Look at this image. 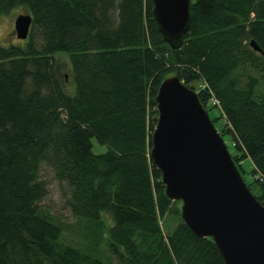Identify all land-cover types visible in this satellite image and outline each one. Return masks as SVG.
<instances>
[{
    "label": "trees",
    "instance_id": "16d2710c",
    "mask_svg": "<svg viewBox=\"0 0 264 264\" xmlns=\"http://www.w3.org/2000/svg\"><path fill=\"white\" fill-rule=\"evenodd\" d=\"M16 6L31 23L22 40L0 42V264H223L211 238L181 221L148 157L154 94L174 74L206 111L217 108L211 123L220 119L264 206V0H190L177 49L163 42L150 0H0V15ZM44 167L68 214L107 233L105 261L63 241L66 224L40 204Z\"/></svg>",
    "mask_w": 264,
    "mask_h": 264
},
{
    "label": "water",
    "instance_id": "95a60500",
    "mask_svg": "<svg viewBox=\"0 0 264 264\" xmlns=\"http://www.w3.org/2000/svg\"><path fill=\"white\" fill-rule=\"evenodd\" d=\"M150 1L163 42L177 49L189 26L190 0ZM29 16H13L16 39L27 36ZM249 45L259 51L254 40ZM158 84L148 157L166 198L179 200L181 221L196 236L211 238L223 264H264V206L244 184L194 90L174 74Z\"/></svg>",
    "mask_w": 264,
    "mask_h": 264
},
{
    "label": "rangeland",
    "instance_id": "374dc122",
    "mask_svg": "<svg viewBox=\"0 0 264 264\" xmlns=\"http://www.w3.org/2000/svg\"><path fill=\"white\" fill-rule=\"evenodd\" d=\"M26 12L25 8H21L19 6L12 7V10L9 11L7 14H1L0 15V42L3 43H9L13 41L18 42L20 39H16V36L14 34L13 26V16H16L19 13ZM1 43V44H3ZM55 58L56 63V69L58 71L60 79L64 82V89L68 92H72V84L69 78V68H68V59L66 58L65 53H55L53 56ZM208 113V116L210 119L214 118L216 115H218L217 108H210L206 111ZM219 121L220 119H216L214 123V126L216 128H219ZM91 140V148L95 153H101L104 149V144L100 145L98 144L93 138H90ZM224 144H226V147L228 149V153L230 155H234L235 149L229 142V137L226 135L223 137ZM249 158H244L241 162L242 168L244 170L243 178L245 180L248 179L246 172L249 171L251 168L252 163H250ZM41 176L44 178L48 192H46V196L43 197L41 201V205H45V207L54 213L62 222L63 224H66L64 227V230L62 231V239L63 241H69L78 246L79 249H81L84 252H87L89 255L93 257H99L100 260L105 261L106 260V249H107V243L106 240L108 239L107 233L103 231V236H101L96 230L94 231L91 224L87 223V219H77L75 217H72L70 214H68V210L66 209L65 204H63V200L61 198V193L59 184L55 182L52 173L49 172L47 168H42L40 171ZM251 190L254 191V187L251 185ZM179 206V204H178ZM103 223H111L109 221L108 215L105 214V216H102ZM174 222V219L170 214L165 220V224L172 226ZM163 226V225H162ZM166 229V228H165ZM164 230V229H163ZM165 231V230H164ZM76 243V244H75ZM110 255V254H109ZM111 258V257H110Z\"/></svg>",
    "mask_w": 264,
    "mask_h": 264
},
{
    "label": "built area",
    "instance_id": "2783aa9c",
    "mask_svg": "<svg viewBox=\"0 0 264 264\" xmlns=\"http://www.w3.org/2000/svg\"><path fill=\"white\" fill-rule=\"evenodd\" d=\"M210 103H211V104H214V103H216V102H215V101H213V100L211 99Z\"/></svg>",
    "mask_w": 264,
    "mask_h": 264
}]
</instances>
